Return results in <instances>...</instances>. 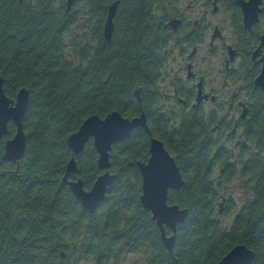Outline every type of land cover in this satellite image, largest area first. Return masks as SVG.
Wrapping results in <instances>:
<instances>
[{"label": "trees", "instance_id": "obj_1", "mask_svg": "<svg viewBox=\"0 0 264 264\" xmlns=\"http://www.w3.org/2000/svg\"><path fill=\"white\" fill-rule=\"evenodd\" d=\"M113 1L73 0L68 8V0H0L4 91L13 101L23 88L30 93L23 157H3L13 121L0 138V264H218L237 244L255 251L252 264H264V119L247 128L234 162L232 150L211 158L206 141L190 140L184 125L175 133L156 129L158 0H120L107 40L102 26ZM113 111L128 118L144 112L150 133L137 126L112 144L115 180L91 213L63 179L81 178L90 189L103 174L98 152L90 139L74 154L67 140L88 117ZM152 136L163 140L184 180L168 192L169 204L188 209L172 252L140 201L138 163L149 159ZM73 156L77 170L67 173Z\"/></svg>", "mask_w": 264, "mask_h": 264}, {"label": "flooded vegetation", "instance_id": "obj_2", "mask_svg": "<svg viewBox=\"0 0 264 264\" xmlns=\"http://www.w3.org/2000/svg\"><path fill=\"white\" fill-rule=\"evenodd\" d=\"M155 32V128L184 125L211 158L232 150L236 161L247 128L264 119V0H158Z\"/></svg>", "mask_w": 264, "mask_h": 264}, {"label": "water", "instance_id": "obj_3", "mask_svg": "<svg viewBox=\"0 0 264 264\" xmlns=\"http://www.w3.org/2000/svg\"><path fill=\"white\" fill-rule=\"evenodd\" d=\"M72 3L73 0H68V8ZM117 6L118 1H115L109 7L104 32L107 40L112 38L113 18L116 15ZM259 79L257 84L259 83L264 88V68ZM3 83V78L0 77V138L7 134L9 122L13 121L16 126L14 136L6 141L3 157L7 161H17L23 157L26 150L27 135L24 129V117L28 110L30 93L29 90L23 88L18 92L16 100L13 101L5 94ZM135 95L141 101L140 89L136 90ZM137 126L143 127L150 133L144 112L134 118H128L118 111H113L104 118L99 115L88 117L80 128L68 137V145L74 154L81 153L86 143L90 138H93L94 146L98 152V166L100 169H105V172L97 178L90 190L84 188L81 178L70 180L67 175L64 176L63 182L70 186L71 191L85 210L94 212L105 200L107 189L115 180V174L109 171L112 144L130 137L133 129ZM138 165L142 175L140 201L146 210L152 212V218L157 221L162 231V241L165 247L172 252L176 241L177 226L188 216V209L180 208L176 204H169L167 201L169 189H180L184 184L181 172L163 142L154 136L151 137L149 159L140 161ZM76 170L77 163L73 156L67 164V173ZM153 184L156 185L155 188H152ZM157 185H159L158 188ZM156 194L159 196H155ZM154 197L155 205L152 202ZM165 226L172 229V235L166 234ZM255 257L256 253L253 249L245 244H237L224 255L218 264H252Z\"/></svg>", "mask_w": 264, "mask_h": 264}, {"label": "rangeland", "instance_id": "obj_4", "mask_svg": "<svg viewBox=\"0 0 264 264\" xmlns=\"http://www.w3.org/2000/svg\"><path fill=\"white\" fill-rule=\"evenodd\" d=\"M236 190V189H235ZM234 190V192H233V194L235 195V196H237V191H235ZM222 219L224 220V221H226V222H228L230 219H229V217H227V216H223L222 217ZM137 258V255H129L128 256V259H136Z\"/></svg>", "mask_w": 264, "mask_h": 264}, {"label": "bare ground", "instance_id": "obj_5", "mask_svg": "<svg viewBox=\"0 0 264 264\" xmlns=\"http://www.w3.org/2000/svg\"><path fill=\"white\" fill-rule=\"evenodd\" d=\"M260 80V79H259ZM113 130V129H112ZM162 179V178H161ZM160 182V181H159ZM155 183V182H154ZM159 184V183H158ZM154 186L152 187V188H155V184H153ZM158 186L159 185H157V188H158ZM160 188V187H159ZM154 190H156V189H154ZM157 190H159V189H157ZM154 193V192H153ZM160 194V193H159ZM159 194H156L155 196H159ZM159 198V197H158ZM149 199H151V198H149ZM160 199V198H159ZM151 201V200H150ZM152 202H153V205H155L154 203H155V197H154V199L152 200Z\"/></svg>", "mask_w": 264, "mask_h": 264}]
</instances>
